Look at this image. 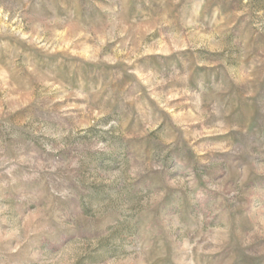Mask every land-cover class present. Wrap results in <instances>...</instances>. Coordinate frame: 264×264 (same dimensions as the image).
<instances>
[{
	"label": "rangeland",
	"instance_id": "374dc122",
	"mask_svg": "<svg viewBox=\"0 0 264 264\" xmlns=\"http://www.w3.org/2000/svg\"><path fill=\"white\" fill-rule=\"evenodd\" d=\"M0 264H264V0H0Z\"/></svg>",
	"mask_w": 264,
	"mask_h": 264
}]
</instances>
